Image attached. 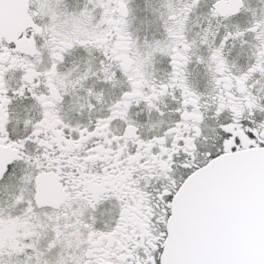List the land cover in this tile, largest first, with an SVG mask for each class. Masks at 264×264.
<instances>
[{
    "label": "snow or ice",
    "instance_id": "obj_1",
    "mask_svg": "<svg viewBox=\"0 0 264 264\" xmlns=\"http://www.w3.org/2000/svg\"><path fill=\"white\" fill-rule=\"evenodd\" d=\"M260 5L145 0L153 20L141 24L162 35L141 40L132 0H0V264H264ZM237 43L251 44L241 68ZM17 99L38 112L17 115L25 134L13 136Z\"/></svg>",
    "mask_w": 264,
    "mask_h": 264
},
{
    "label": "flooded vegetation",
    "instance_id": "obj_2",
    "mask_svg": "<svg viewBox=\"0 0 264 264\" xmlns=\"http://www.w3.org/2000/svg\"><path fill=\"white\" fill-rule=\"evenodd\" d=\"M210 0H201V11H206V7L209 4ZM248 2L251 4L252 7H260V0H248ZM67 3L72 6L76 7L78 4H82L83 0H67ZM153 4H158V0H152ZM132 6L135 8V14H136V21H134V27H139L140 30V37L141 40L145 35L149 37V39H152L155 37H160L162 35V29L160 28V25L158 22H154L151 24V26H148L147 23L141 24V21L144 20H153L152 12L150 9H146L145 7V0H132ZM35 7V5H34ZM200 19L203 21V17H200ZM251 17L247 14H242L240 17L237 18V21L241 25H246ZM36 21L39 24H45L48 22L47 16H36ZM195 22V18H194ZM198 27L194 29V31H197ZM249 40H251V37H249ZM251 54V44H246L243 46V48L240 46L239 43H237L236 47L232 49V51L229 53V60H234L236 63L237 68L245 67L247 63L249 62V56ZM157 76L164 77L166 75V72L168 71V60L166 57H157ZM188 73H189V79L192 82L194 86H196L200 91H206L208 86V76L206 74V70L203 65H199L195 62L189 64L188 66ZM8 80L10 85L13 87L18 85L19 81V73H12L10 72L8 74ZM31 109L30 114L32 116H36L38 109L32 108L31 102L27 99H17L13 102L11 105V111L13 114V120L9 126V131L13 136H20L25 134V129L23 128V125H18L16 122L15 117L17 115L23 116L26 112V110ZM67 109V106H65V110ZM141 118L146 119L147 114L141 113ZM66 119H81L84 122H87V117H81L78 113H67L65 116ZM120 127L119 122L113 123V131L118 130ZM143 131L147 132V129H143ZM30 151L35 150V146L32 145L29 147ZM22 162H17V164L14 166L15 168V174L16 176H19L21 174V170L23 169ZM12 180H15V176L12 177ZM3 182H0V185H2ZM7 199L6 191L0 187V202H3ZM110 210L114 211V202L106 201L99 205V207L96 210V215L98 221L102 223L109 218V212ZM18 211V209L16 210ZM15 214V212H14Z\"/></svg>",
    "mask_w": 264,
    "mask_h": 264
},
{
    "label": "water",
    "instance_id": "obj_3",
    "mask_svg": "<svg viewBox=\"0 0 264 264\" xmlns=\"http://www.w3.org/2000/svg\"><path fill=\"white\" fill-rule=\"evenodd\" d=\"M16 19H17V12H16V10H11V11H10V20H11L12 22H15Z\"/></svg>",
    "mask_w": 264,
    "mask_h": 264
}]
</instances>
